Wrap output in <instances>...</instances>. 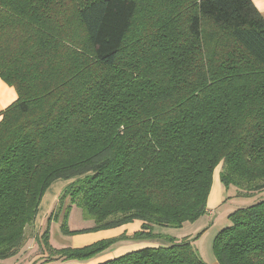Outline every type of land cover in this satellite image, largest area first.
<instances>
[{"label":"trees","instance_id":"trees-1","mask_svg":"<svg viewBox=\"0 0 264 264\" xmlns=\"http://www.w3.org/2000/svg\"><path fill=\"white\" fill-rule=\"evenodd\" d=\"M0 77L17 92L0 121V258L24 249L47 188L94 225L132 235L54 247L37 263L207 264L198 236L162 234L208 211L215 168L242 195L213 240L219 264H264V16L253 0H0ZM56 213H55V212ZM55 213V214H54Z\"/></svg>","mask_w":264,"mask_h":264},{"label":"rangeland","instance_id":"rangeland-1","mask_svg":"<svg viewBox=\"0 0 264 264\" xmlns=\"http://www.w3.org/2000/svg\"><path fill=\"white\" fill-rule=\"evenodd\" d=\"M220 170L221 164L215 168L213 174V192L211 188L210 195L208 197V207L210 209V213L207 212L206 215L201 216L196 221L186 222L180 227L156 226V230L160 231L162 234L176 236L178 238H182L184 236H198L195 242L202 259L207 264L218 263L213 251V240L220 228L230 224L228 214L231 213L234 208H237L235 207L236 205L245 207L251 203L256 202V200L259 199L262 194L260 192H257L251 196L242 195V193L239 194L238 192H235V188L231 186L227 194L228 198L226 203L223 202V200L218 201L214 189H217L218 187L217 179H220ZM72 182L73 180L66 179L55 180L44 192L43 197L40 201L36 219L31 225H28L26 228L28 238L24 245L25 255L19 260L18 264H35L38 262L37 258L41 256V249L37 243L36 235L44 231L48 223L49 215L58 206L62 207L61 214L58 219L53 220L50 223V243L53 246L69 244L72 247H83L103 239H108L102 237V233L106 231V233H109V231H113L115 229L111 228L97 231L77 232L70 235H66L62 232L61 225L64 219L63 213L66 210L67 206H71V198L67 197L64 199V201H60V197L66 187ZM92 225H94V220L86 218L83 214V210L80 207L76 205L71 206V211L68 218V227L71 230L89 228ZM70 243H72L73 245ZM17 258V256H11L2 259L0 258V264H15ZM51 263L53 262H43L41 264Z\"/></svg>","mask_w":264,"mask_h":264},{"label":"crops","instance_id":"crops-1","mask_svg":"<svg viewBox=\"0 0 264 264\" xmlns=\"http://www.w3.org/2000/svg\"><path fill=\"white\" fill-rule=\"evenodd\" d=\"M257 8L260 10V12L264 16V0H253ZM18 95L16 92V89L7 84L1 77H0V121L2 119V111L8 107L11 103H13L17 99ZM220 177V175H219ZM218 187L217 189H214L216 192V196L219 200H223V202L226 203L227 201V194L229 189L226 188L223 183L221 182V179H217ZM213 192V188H212ZM208 213H210V209L208 207ZM206 215V214H205ZM141 227V222L139 220H136L131 223L124 224L119 227H115L113 231H109V233H102V237L109 238V237H118L122 234L126 235H132L135 231L139 230ZM111 229V228H110ZM97 235V234H96ZM93 235V236H96ZM98 239V238H96ZM94 239V240H96ZM92 240V241H94ZM72 244V243H70ZM159 242L156 240H139V239H123L119 240L115 244H113L111 247L103 251L102 253L98 254L94 258L88 259V260H56L52 261L51 264H96L114 257L121 256L129 251L140 249L145 246H155L158 245ZM73 245V244H72ZM68 247L71 245H61V246H54V247ZM72 247V246H71ZM24 253V254H23ZM25 255V249H22L19 254L16 256L17 261L15 264H18L19 260ZM49 263V262H47ZM214 264H219L214 263Z\"/></svg>","mask_w":264,"mask_h":264}]
</instances>
